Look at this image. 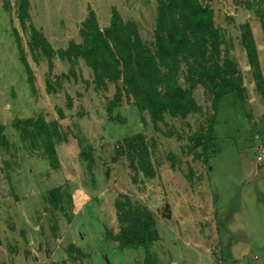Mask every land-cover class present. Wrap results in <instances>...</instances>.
<instances>
[{
  "label": "rangeland",
  "instance_id": "1",
  "mask_svg": "<svg viewBox=\"0 0 264 264\" xmlns=\"http://www.w3.org/2000/svg\"><path fill=\"white\" fill-rule=\"evenodd\" d=\"M29 1L33 24L55 49L66 48L72 41L81 42L79 27L89 6L102 26L109 24L111 8L115 7L125 21L138 25L147 45L153 42L155 0ZM201 2L207 4L205 0ZM11 3L13 9L8 12L0 0V124L9 142L8 148L0 147V264H144L143 249L120 251L116 244L105 241V228L113 234L119 231L114 202L121 193L153 212L160 239L153 245L152 253L158 264H213L203 257L204 248L194 241L205 239L210 244L209 230L213 225L199 220L212 216L213 191L216 193L217 187L221 192L217 204L221 212L217 218L219 238L214 242L215 245L218 241L214 264H220L219 260L221 264H264V170L253 177L244 170L247 161L255 163L254 146H248L245 137L234 145L218 139V156H210L207 164L195 159L187 148L193 144L191 135L208 129L213 114L212 95L203 87H196L194 97L202 113L186 120L166 117L159 130L154 129L148 117L144 125L142 116L131 106L123 105L114 112L125 123L109 120L106 103L114 88L110 85L107 92H95L87 85L91 71L83 62L78 79L64 80L59 95H48L47 62L36 63L32 59L27 35L21 32L16 17L15 0ZM208 5L214 11L224 41L222 58L234 60L243 75L247 90V103L239 122L243 134L254 122L261 121L259 107L264 105V99L255 89L240 45L239 26L250 24L264 70L263 30L253 14L233 0H213ZM14 29L20 33L26 49L36 94L27 83ZM54 64L55 75L67 74V62L54 58ZM58 110L63 112L64 119L59 118ZM243 115H250V119ZM40 116L47 122L68 126L74 133L67 141L56 143V163L50 162L40 149L22 143L12 126L16 118ZM229 132L237 136L231 129ZM136 133H145L155 140L158 177H140L135 183L126 159L119 157L116 163L112 159L116 143ZM83 153L91 154V168ZM57 187L72 197L71 206L64 205L65 213L52 209L46 200L47 193ZM184 228L189 230V237ZM71 245L83 258L74 259L76 255L71 258L66 253Z\"/></svg>",
  "mask_w": 264,
  "mask_h": 264
},
{
  "label": "trees",
  "instance_id": "2",
  "mask_svg": "<svg viewBox=\"0 0 264 264\" xmlns=\"http://www.w3.org/2000/svg\"><path fill=\"white\" fill-rule=\"evenodd\" d=\"M205 1L206 5L201 0H155L153 42L150 46L143 40L138 25L132 20L125 21L115 7L111 8L109 24L102 26L95 10L89 6L87 17L79 27L81 42L72 41L66 48L55 49L33 24L30 1L15 0V8L21 32L27 35V48L32 59L36 63L40 60L47 62L45 89L48 95H59L64 80L78 79L79 65L83 62L91 71L92 78L87 85L92 86L95 92H107L110 85L114 88L111 99L106 103L109 120L125 123L119 115L114 116V112L126 105L136 109L144 125L145 117H148L154 129L159 130L166 117L186 120L190 115L202 113L194 90L198 86L203 87L212 95L213 114L209 118L208 129L191 135L189 139L193 144L187 148L195 159L204 160L207 164L219 151L215 145V134L220 129L222 135L227 132L225 128L217 127L220 113L226 115L228 120L224 122L232 131L241 133L239 122L247 103V90L238 64L228 57L222 58L224 41L215 23L214 11L208 5L213 0ZM233 1L253 14L264 35V0ZM2 2L4 9L11 12V0ZM239 31L240 45L252 71L255 89L264 99V77L252 28L249 23H243ZM13 35L27 83L31 92L36 94L35 76L20 33L14 29ZM54 58L69 64L67 74H54ZM67 97L71 106V99ZM58 115L60 119L65 118L61 110H58ZM12 126L22 143L40 149L52 163L58 161L56 143L74 137L70 127L61 126L57 121L47 122L41 116L16 118ZM3 131L4 126L0 124V147L8 148L9 142ZM155 146V140L145 133L130 135L116 143L112 162L124 157L128 168L133 171L131 177L135 183L140 177L153 180L158 177ZM199 148L201 152H198ZM83 155L89 159L91 168L94 163L91 154ZM192 176L193 171L190 170ZM46 200L52 209L63 213L65 203L72 204L70 193L64 192L62 187L50 190ZM114 209L119 231L113 234L105 228V241L116 244L120 251L143 249L144 264H158L152 253L153 245L160 239L153 212L135 204L122 193L117 195ZM66 253L71 258L76 255L74 259L83 258L73 245Z\"/></svg>",
  "mask_w": 264,
  "mask_h": 264
},
{
  "label": "crops",
  "instance_id": "3",
  "mask_svg": "<svg viewBox=\"0 0 264 264\" xmlns=\"http://www.w3.org/2000/svg\"><path fill=\"white\" fill-rule=\"evenodd\" d=\"M31 4V3H30ZM260 64H261V68H262V73H263V77H264V70H263V67H262V62H261V60H260ZM249 66V65H248ZM241 74H242V72H241ZM242 77H243V75H242ZM259 110H260V113H259V116H260V118H261V121L260 122H254L253 123V125H252V127L250 128V130L249 131H246L245 130V133H238L237 134V136L235 137V136H232V134H230V132H229V129H230V127H229V124H227L226 122H224V121H226V120H228V118L226 117V115L222 112V113H220L219 114V116H218V118H217V121H218V129H220V128H225L226 130H227V132H226V134L225 135H222L223 133H221L222 131H221V129H220V131L218 132V133H216L215 135H216V141L219 139V140H221V139H225L226 140V143H228V145H230V143L229 142H232L231 143V145H234V143H235V141H237L238 139H240V138H242V137H245L244 139H245V141L248 143V146H250L251 144L254 146L253 147V152H254V150H255V147L257 146V144H259L263 139H264V105H261L260 107H259ZM247 118H249L250 119V115L247 117ZM233 132H234V130H233ZM242 132V131H241ZM257 132V134L254 136V134ZM244 135V136H243ZM248 140V141H247ZM215 141V142H216ZM252 142V143H251ZM242 148V147H241ZM243 148H244V146H243ZM254 154V153H253ZM215 156H218V154L216 153L215 154ZM240 157H241V153H240ZM244 165V164H243ZM244 170H245V174L247 175V176H250V177H253V176H255L256 174H257V172H259V170L260 169H258L257 167H256V165H255V163H254V165L253 164H251L250 162L248 163V161L245 163V165H244ZM218 189V191L216 192V193H214V191H213V214H212V216H210L209 218H205V219H201V220H199L200 221V223H211L212 225H213V228L212 229H210L209 231H210V234H209V236L211 237V239H210V244L205 240V239H203V240H201V241H194V242H196V244L199 246V247H203L204 248V250H205V255H203V257L206 259V260H208V262H212L213 261V264L215 263V249L217 248V245H218V241H216L217 242V244H215L214 245V242H215V240L217 239V238H219V236H217L216 234H217V232H218V223H217V218H218V216L220 215L219 213L221 212V210L219 211V209H218V202H219V199H220V194H221V192L219 191V187H217L215 190H217ZM227 213H228V211H227ZM186 220V219H185ZM202 220H204V221H202ZM185 223V222H184ZM203 223V224H204ZM184 234H185V236H187V237H189L190 236V232H189V230H187V229H185L184 228ZM199 231H201V230H199ZM192 234V233H191ZM199 236H201V235H199ZM204 236H206V235H204ZM159 237H160V235H159ZM205 238H207V236L205 237ZM201 244V245H200ZM207 246V247H206ZM212 250H213V252H212ZM213 254V255H212ZM213 256V257H212ZM219 260V259H218ZM217 262V261H216ZM220 264H221V261L219 260L218 261ZM172 264H174V263H172Z\"/></svg>",
  "mask_w": 264,
  "mask_h": 264
},
{
  "label": "built area",
  "instance_id": "4",
  "mask_svg": "<svg viewBox=\"0 0 264 264\" xmlns=\"http://www.w3.org/2000/svg\"><path fill=\"white\" fill-rule=\"evenodd\" d=\"M254 162L258 169L264 170V139L255 147Z\"/></svg>",
  "mask_w": 264,
  "mask_h": 264
}]
</instances>
